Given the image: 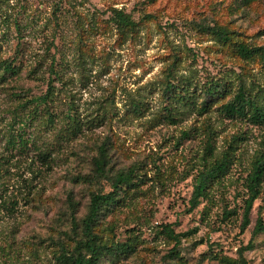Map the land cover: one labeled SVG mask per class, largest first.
I'll use <instances>...</instances> for the list:
<instances>
[{"label": "rangeland", "instance_id": "rangeland-1", "mask_svg": "<svg viewBox=\"0 0 264 264\" xmlns=\"http://www.w3.org/2000/svg\"><path fill=\"white\" fill-rule=\"evenodd\" d=\"M114 9L135 30H118ZM213 24L264 46V0H0V61L15 70L0 78V264H61L60 247L74 245L71 214L83 218L90 194L128 169L132 185L95 230L132 251L100 264H220L210 257L234 259L250 241L248 264H264V234L252 237L264 181L240 229L264 124L219 110L239 85L264 107V74L200 28ZM101 145L107 179L90 182ZM226 150L232 166L190 208L197 174Z\"/></svg>", "mask_w": 264, "mask_h": 264}, {"label": "trees", "instance_id": "trees-1", "mask_svg": "<svg viewBox=\"0 0 264 264\" xmlns=\"http://www.w3.org/2000/svg\"><path fill=\"white\" fill-rule=\"evenodd\" d=\"M149 1V0H148ZM252 0H243L248 2ZM146 15V18H150ZM113 24L120 31L135 30L138 23L135 22L130 14H126L121 10H112L111 16ZM203 32L210 34L218 43L229 44L235 55L243 60L257 59L262 66L264 74V46H251L244 42L233 39L232 32L221 25L213 24L200 25ZM52 69V62L50 64ZM15 73L14 65L8 61H0V78L4 79L7 75ZM169 83H167V86ZM219 90L217 83H210L207 87L209 95L217 94ZM46 92L43 96L38 97L37 105L46 106L48 97ZM251 96L250 90L243 85H239L233 96L223 103L219 110L225 117L229 119L246 118L247 121L254 125L264 124V107L261 106L255 98ZM45 111V110H44ZM209 149V148H208ZM233 163V152L226 150L218 158H215L211 164L200 171L195 180L191 196L189 198L190 208L196 207L200 200L206 197L207 188L211 182L224 176ZM108 165V154L106 147L101 145L97 148V155L92 160V174L90 182L93 180L107 179L106 167ZM133 170L128 169L126 172H118L114 176L108 177L110 191L103 193L101 191L92 192L89 197L86 213L81 219H76L73 213L70 216V229L73 233L74 245L66 247L62 245L57 256V260L61 264H100L101 260L108 255L126 256L132 251V246L127 243L117 245H107L102 242L101 236L95 230L99 217L104 210L113 207L119 199L120 193L132 185ZM264 181V151L260 152L251 162L250 171L247 174L244 185L247 191V198L244 200L242 219L240 229L244 230L249 224V213L253 202L260 194V187ZM162 233L170 240L177 243L179 241L178 234L168 225H164ZM264 234V220L258 217L252 228V237ZM252 247L250 241L245 247L240 248L238 256L234 259L213 254L210 258L218 261L220 264H248L243 252ZM175 257H178L174 255Z\"/></svg>", "mask_w": 264, "mask_h": 264}]
</instances>
